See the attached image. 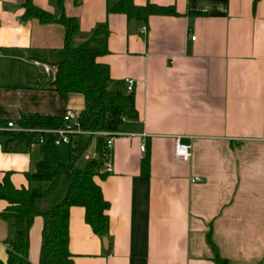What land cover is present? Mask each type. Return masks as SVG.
Instances as JSON below:
<instances>
[{
	"label": "crops",
	"instance_id": "obj_1",
	"mask_svg": "<svg viewBox=\"0 0 264 264\" xmlns=\"http://www.w3.org/2000/svg\"><path fill=\"white\" fill-rule=\"evenodd\" d=\"M73 1L63 0V11L81 33L106 22L108 52L97 60L111 79L133 80L137 112L113 137L110 170L93 176L108 203L106 234L92 232L81 207L68 209L73 264H217L214 255L224 264H264V0H132L175 12L143 24L106 13L117 0ZM23 2L0 0V124L75 117L82 98L62 100L53 72L39 65L54 67L63 57V28L24 19ZM31 2L56 12L50 0ZM176 137L189 145L186 163L174 160ZM12 141L0 138V181L8 173L14 188L35 186L25 174L42 158L39 145L7 147ZM91 143L88 157L95 156ZM59 185L35 200L36 210L61 199L66 181ZM6 206L0 199V212ZM41 226L37 215L28 230L29 264L39 261ZM13 233L0 218L1 261Z\"/></svg>",
	"mask_w": 264,
	"mask_h": 264
},
{
	"label": "trees",
	"instance_id": "obj_2",
	"mask_svg": "<svg viewBox=\"0 0 264 264\" xmlns=\"http://www.w3.org/2000/svg\"><path fill=\"white\" fill-rule=\"evenodd\" d=\"M55 13L46 12L34 6L31 0H24L23 18L36 19L40 24L56 23L63 28V57L54 64L53 90L65 100L67 95L76 94L82 98L83 108L75 116L82 130L118 132L125 120H135L132 92L125 91L123 80L109 77L106 64L97 59L107 54L108 28L106 22L95 24L88 32L81 33L76 17L66 16L63 0H50ZM257 0H253L252 6ZM77 4V0L73 1ZM106 13H121L127 19L145 23L152 14H175L167 6L145 4L136 6L132 0H117L106 7ZM79 42L73 43L75 37ZM18 125L25 128H58L62 125L61 116L37 115L21 117ZM6 141H25L30 143L34 133L0 132ZM90 135H74L69 143L54 145L51 135L44 134L39 145L42 158L35 163L34 171L26 173L27 188H14L5 173L0 181V199L7 202L0 212V218L8 220L14 230L11 239L5 241L6 259L0 264H29L27 259L28 230L35 216H40V250L38 264H73L68 252V209L78 206L83 209V219L92 232L100 237L106 234L108 207L93 176L104 175L102 136L94 138V157H88L83 167L76 162L90 145ZM62 177L66 189L61 199L43 211L35 208V200L47 197L59 185ZM43 183L44 186L39 184ZM217 264L224 262L214 255Z\"/></svg>",
	"mask_w": 264,
	"mask_h": 264
},
{
	"label": "built area",
	"instance_id": "obj_3",
	"mask_svg": "<svg viewBox=\"0 0 264 264\" xmlns=\"http://www.w3.org/2000/svg\"><path fill=\"white\" fill-rule=\"evenodd\" d=\"M144 30V27L141 28ZM190 39L193 40L194 36L191 35ZM35 64H39L34 62ZM42 68L44 74L49 75L53 72L54 67L47 64H39ZM125 91L131 92L133 86V80L130 78H125ZM14 131V132H26L34 133L33 142L40 145L44 141V134L51 135V140L54 145L67 144L70 141V138L74 135H90L93 139L96 136H102L104 138L103 143V159H104V168L103 171L107 172L110 170L109 164V150L112 144L113 137L117 134L116 132H107V131H86L82 130L78 124V121L75 117L70 116L65 113L62 115V125L58 128H25L17 126L10 121L0 124V132ZM142 149V146H140ZM174 160L178 163H186L190 156L189 145L179 142V138H174V149H173Z\"/></svg>",
	"mask_w": 264,
	"mask_h": 264
},
{
	"label": "rangeland",
	"instance_id": "obj_4",
	"mask_svg": "<svg viewBox=\"0 0 264 264\" xmlns=\"http://www.w3.org/2000/svg\"><path fill=\"white\" fill-rule=\"evenodd\" d=\"M74 42H75V41H73L72 44H75ZM91 144H92V143H90V145L88 146L87 150L84 151V152L80 155V157L78 158V161H77V165L82 164V162H83V161L89 156L90 151H91ZM61 182H65L63 178L61 179ZM41 185L43 186V183H41ZM59 186H60V185H59Z\"/></svg>",
	"mask_w": 264,
	"mask_h": 264
},
{
	"label": "water",
	"instance_id": "obj_5",
	"mask_svg": "<svg viewBox=\"0 0 264 264\" xmlns=\"http://www.w3.org/2000/svg\"><path fill=\"white\" fill-rule=\"evenodd\" d=\"M16 145H18V142H17V141H12V142H9V143L7 144V147H9V148H13V147L16 146ZM103 241H104V239H103Z\"/></svg>",
	"mask_w": 264,
	"mask_h": 264
}]
</instances>
